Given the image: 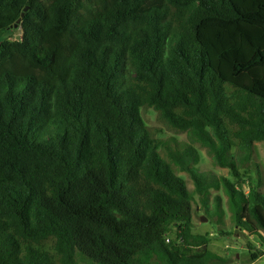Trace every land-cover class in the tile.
<instances>
[{
  "label": "trees",
  "instance_id": "16d2710c",
  "mask_svg": "<svg viewBox=\"0 0 264 264\" xmlns=\"http://www.w3.org/2000/svg\"><path fill=\"white\" fill-rule=\"evenodd\" d=\"M142 109L239 181L264 142V0H0V264H228L191 231L220 184L264 256V194L199 173Z\"/></svg>",
  "mask_w": 264,
  "mask_h": 264
},
{
  "label": "rangeland",
  "instance_id": "374dc122",
  "mask_svg": "<svg viewBox=\"0 0 264 264\" xmlns=\"http://www.w3.org/2000/svg\"><path fill=\"white\" fill-rule=\"evenodd\" d=\"M20 35V30L13 28L3 34L2 38L13 40L18 39ZM141 117L146 126L157 130V138L163 140L175 138L178 142L191 145L198 158L197 170L208 179L217 181L225 178L229 182H238L245 192L249 185L255 186L264 194V142L253 144L251 161L247 168L240 171L241 178L238 181L231 176L229 169L217 165L209 151L193 141L187 132H176L170 129L152 109H142ZM178 175L184 180L187 189L193 192V181L188 174L182 172ZM206 210L210 215L206 214ZM201 217H204L206 221H201ZM191 223L192 234L209 235L208 250L227 259L228 264H264V256L250 262L251 253L255 252L259 244L254 237L243 234L235 226V209L221 184L218 189L209 191L206 209L199 197L194 195L191 203ZM262 234L264 236V232Z\"/></svg>",
  "mask_w": 264,
  "mask_h": 264
},
{
  "label": "water",
  "instance_id": "95a60500",
  "mask_svg": "<svg viewBox=\"0 0 264 264\" xmlns=\"http://www.w3.org/2000/svg\"><path fill=\"white\" fill-rule=\"evenodd\" d=\"M27 10H28V7H25L23 10V13L26 12ZM23 13H22V16H23ZM19 23H20V19L17 20V23L14 25V28H16ZM201 221H206V219L204 217H201Z\"/></svg>",
  "mask_w": 264,
  "mask_h": 264
}]
</instances>
